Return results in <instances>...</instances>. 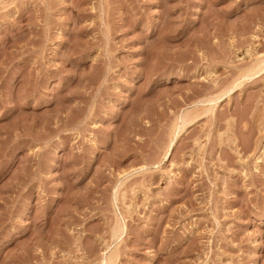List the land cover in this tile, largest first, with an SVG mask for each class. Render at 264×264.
<instances>
[{
    "label": "rangeland",
    "instance_id": "374dc122",
    "mask_svg": "<svg viewBox=\"0 0 264 264\" xmlns=\"http://www.w3.org/2000/svg\"><path fill=\"white\" fill-rule=\"evenodd\" d=\"M261 60L264 0H0V264H264Z\"/></svg>",
    "mask_w": 264,
    "mask_h": 264
},
{
    "label": "bare ground",
    "instance_id": "6f19581e",
    "mask_svg": "<svg viewBox=\"0 0 264 264\" xmlns=\"http://www.w3.org/2000/svg\"><path fill=\"white\" fill-rule=\"evenodd\" d=\"M263 68H264V60H261L260 63H259L254 69H259V70H261V69H263ZM254 69L250 68L249 70L252 71V70H254ZM249 70H248V71H249ZM259 70H258V71H259ZM255 72H257V71H255ZM255 72H254V74H255ZM249 75H250V74H249ZM244 76H245V75H244ZM247 77H248V75H247ZM169 146H170V144H169ZM169 146H168V149L170 148ZM168 152H169V151H168Z\"/></svg>",
    "mask_w": 264,
    "mask_h": 264
}]
</instances>
